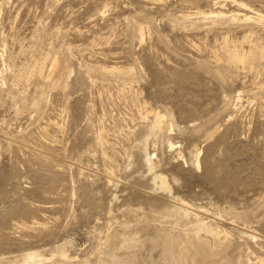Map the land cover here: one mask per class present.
<instances>
[{"label":"rangeland","instance_id":"obj_1","mask_svg":"<svg viewBox=\"0 0 264 264\" xmlns=\"http://www.w3.org/2000/svg\"><path fill=\"white\" fill-rule=\"evenodd\" d=\"M27 253L264 264V0H0V264Z\"/></svg>","mask_w":264,"mask_h":264},{"label":"bare ground","instance_id":"obj_2","mask_svg":"<svg viewBox=\"0 0 264 264\" xmlns=\"http://www.w3.org/2000/svg\"><path fill=\"white\" fill-rule=\"evenodd\" d=\"M236 2V5L238 6V7H240L241 9H243V10H248L249 8H247V6H246V4H244V3H242V2H238V1H235ZM212 13H214V12H212ZM217 13H220V12H217ZM255 14L256 15H260L258 12H255ZM240 15H242L245 19H249L251 16H249L247 13H241ZM233 17H234V15H233ZM260 48V47H259ZM252 49V48H251ZM250 49V50H251ZM258 49V48H257ZM238 51V50H237ZM239 52V51H238ZM238 52H236V50H234V51H230L229 53H228V60L231 62V63H235V64H237V62L239 63V62H242V63H251L252 62V60L256 57L255 56V52L254 51H247V52H249V53H244V51H243V53H238ZM242 52V51H241ZM53 64V63H52ZM53 67H54V64H53ZM51 69H53V68H51ZM155 121H154V126H156V127H159L160 128V124H162V119L161 118H163V117H161V115H159V114H156L155 116ZM163 120H164V118H163ZM162 126V125H161ZM172 146V144H170V147ZM149 154V153H148ZM151 155L149 154L148 155V157L146 158V162H147V164H148V168H149V170L151 169V162H150V160H151ZM199 161V160H198ZM199 163L197 162V165H198ZM155 176V178H160V176L158 175L157 176V174H155L154 175ZM159 180V179H158ZM160 183H158L159 184V186H160V188H162V189H164V191H165V189H167V186H166V183H165V181H164V179H162V178H160V181H159ZM181 204H183V203H181ZM184 206V205H183ZM177 211H179V212H181V211H183V213L184 214H187V212L188 211H186L184 208H182V209H177ZM204 222V221H203ZM199 225V224H198ZM201 226H202V228H200V229H203V230H205V231H207V232H210V233H212V229L213 228H210V226H207L206 225V223L204 224V223H202V224H200ZM199 228V227H198ZM199 229V230H200ZM198 231V230H197ZM214 232L216 233L215 235H219V232H220V230H219V232H216L215 230H214ZM221 233V232H220ZM223 235V234H222ZM216 237V236H215ZM223 237V236H222ZM191 238V237H190ZM219 238V237H218ZM221 238V237H220ZM167 240H168V237L166 238ZM170 240H171V238H169ZM215 239H217V238H215ZM224 239V238H223ZM192 240V239H191ZM191 240L189 241V242H187L185 245H184V247H183V249L179 252V254H178V256L180 257V258H185L186 256H187V254L193 249V244H192V242H191ZM219 240V239H218ZM226 240V239H225ZM169 241V240H168ZM171 241H169V243H170ZM223 243V242H222ZM210 246V245H209ZM204 251V250H203ZM213 252H215V251H213ZM191 253V252H190ZM197 253V252H196ZM201 253V252H200ZM199 253V254H200ZM203 253V252H202ZM198 254V253H197ZM212 254V252L211 251H208L207 252V250L206 251H204V254H202V255H204L206 258H208L210 255ZM61 255H63V256H66L65 254H63V253H61ZM201 254H200V256H202ZM67 257V256H66ZM65 257V258H66ZM64 258V259H65ZM40 262L39 261V258H38V255H36L35 253H27L25 256H24V262L22 263V264H38L37 262ZM205 261H206V259H205ZM35 262V263H34ZM62 262H63V260H62ZM65 263V262H64Z\"/></svg>","mask_w":264,"mask_h":264}]
</instances>
